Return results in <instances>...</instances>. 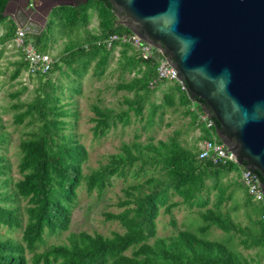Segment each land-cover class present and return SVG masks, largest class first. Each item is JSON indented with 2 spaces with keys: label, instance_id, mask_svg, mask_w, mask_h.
<instances>
[{
  "label": "trees",
  "instance_id": "trees-1",
  "mask_svg": "<svg viewBox=\"0 0 264 264\" xmlns=\"http://www.w3.org/2000/svg\"><path fill=\"white\" fill-rule=\"evenodd\" d=\"M8 1L0 0V27L8 19L4 15ZM91 10L97 13L98 30L90 31L82 44H67L48 73L30 76L36 81L32 99H21L28 86H22L11 94L13 98H18L12 104L14 122L27 123L34 128L19 144L21 158L18 166L22 177L14 183L12 190L0 192V229L3 226L23 228L20 240L0 238V264H262L264 221L261 214L264 208L253 205L252 198L240 181L239 185L244 188L246 223L237 221L229 211L222 209L223 204L233 196L229 192L230 183H223V178L234 171L240 177V166L233 162L213 163L208 159H199L198 150L183 144L178 132L166 139L151 138L147 142L140 141L141 135L136 134L134 140L123 142L118 152L109 154L106 163L85 172L89 150L74 133L67 132L71 123L68 118L77 119L79 113L72 111V101L63 100L59 92L61 86L53 80L52 74L64 71L66 66L76 74L78 79L74 81H77L84 77L95 61L94 73L102 76L118 47V66L124 72L136 71L133 78L123 79L115 86L118 91L133 93L132 97H125L127 108L118 111L99 103L93 104L91 121L96 138L105 136L119 123L124 126L130 124L132 112L137 120H142L150 96L164 83L149 87V81L156 75V66L162 56L160 53L155 51L153 57L145 59L129 42L117 40L110 47L103 42L113 34L132 33L118 22L117 11L109 0H87L73 6H56L49 14L45 30L29 33L32 38L28 36L27 40L39 50L48 52L57 25L66 29L78 24L88 26ZM15 27L14 21L5 26L6 30L0 36L2 46L12 39ZM2 55L1 48L0 58ZM12 63L15 68L11 78L18 79L26 70L27 63L22 57ZM80 90V85L74 89L76 92ZM167 90L163 104H151L149 124H153L163 105L175 104L177 94L180 104L186 106L197 119L198 113L203 111L201 98H192L177 82ZM214 121V126L206 127L210 133L208 139L221 141L216 135L215 118ZM3 126L0 116V129ZM4 138L5 133L0 132V142ZM5 160L4 156H0L2 175L10 169ZM136 164L139 169L133 173L134 176H139L148 168H152L155 174L123 189L124 196L118 201V206L123 208L121 211L103 213L106 220L119 221L124 231L115 230L111 235H104L82 230L71 233L66 243H54L38 250L47 234L70 229L78 189L82 185L89 193L96 190L102 193L112 185L113 177L127 176ZM9 183L6 179L4 184ZM214 191L215 201L212 203L211 194ZM176 196L180 199H175ZM22 200H26L23 209L20 206ZM181 204L198 207L196 213L203 224L197 232L178 227L173 210ZM162 210L171 216V225L177 229L167 236L158 234V218ZM213 226L229 233L228 243L200 235ZM235 236H238L236 245L256 250L255 255L246 256L237 249L233 244ZM28 252L32 255L28 256Z\"/></svg>",
  "mask_w": 264,
  "mask_h": 264
},
{
  "label": "water",
  "instance_id": "water-1",
  "mask_svg": "<svg viewBox=\"0 0 264 264\" xmlns=\"http://www.w3.org/2000/svg\"><path fill=\"white\" fill-rule=\"evenodd\" d=\"M109 1L118 22L159 49L187 93L203 100L216 135L258 175L264 194V0ZM43 2L44 25L54 7L78 4ZM18 8L9 0L4 15L15 18Z\"/></svg>",
  "mask_w": 264,
  "mask_h": 264
},
{
  "label": "rangeland",
  "instance_id": "rangeland-1",
  "mask_svg": "<svg viewBox=\"0 0 264 264\" xmlns=\"http://www.w3.org/2000/svg\"><path fill=\"white\" fill-rule=\"evenodd\" d=\"M90 16L91 21L88 26L78 24L75 27L67 29L58 25L55 27L52 40L50 41V48L48 50L53 58H57L67 44H82L85 42L90 33L89 29L92 31L98 29L99 20L96 11L91 10ZM6 17L8 19L1 25V28L10 23V16ZM36 28L35 31L39 32L40 30H45L46 26H44L43 29L42 27ZM28 36L32 38L31 34L27 35V39ZM2 50L3 55L0 58V116L2 117L4 126L0 129V132L5 133V138L0 142V156L6 158L5 161L9 164L10 169L6 174H0V192L12 190L14 183L22 177L18 166L21 158L19 144L21 139L27 137L34 128V126L27 125V123L17 124L14 122L15 110L12 108V104L17 102L18 98H13L11 94L15 93V91L22 86H28L27 91L21 96L22 100L27 101L33 98V90L36 86V81L30 79V77H27L26 80H24L25 76L23 74L18 79L11 78V74L15 68L12 62L19 59V52L15 48L7 47V45H4ZM115 51H118V49ZM115 51L102 76L94 73L95 61L92 62L84 77L77 81H74V79L77 78L76 74L66 66H64V71H57L52 74L53 80L62 88L59 89V92L62 93L64 97L63 100L72 101V104L70 105L72 111H78L79 113L77 119L74 117L68 118L71 123L67 132L74 133L89 150V160L84 168L86 173L106 163L109 154L118 152L121 144L123 142L134 140L136 134L141 135L139 138L140 141L147 142L151 138H154L155 140L166 139L174 134L175 130H180L181 136H183L184 131L187 128L182 119H179L175 115L173 109L166 105H163V107L158 110L153 124H149L148 112L151 109V104H163L164 96L168 91L161 86L157 88L146 103L145 116L142 120H137L132 112V122L127 126L119 123L117 126L112 127L105 136L98 138L94 137L92 131L94 123L91 121V117L94 116V111L92 109L93 104L99 103L103 106H112L120 111L128 107L124 100L126 97L125 95H129L130 97L133 96V93L131 92L118 91L115 88L118 82L128 78V73L122 71L118 66V55ZM78 85L81 86L80 92L74 91L75 88H78ZM138 169L139 165L136 164L131 168L127 176L113 177L112 185L102 193H99L97 190L93 193H89L86 186L82 185L78 189L79 196L73 208L70 229L58 234H47L45 242L40 245L38 250H43L54 243H66L69 241L71 233L82 230L91 233L100 232L104 235H111L115 230L124 231L125 228L119 221L106 220L103 213L107 211H121L123 208L118 206V201L124 196L123 189L130 184L143 181L147 177L155 174V171L152 168H148L146 171L141 172L139 176H134L133 173ZM6 179H9L10 183L8 185L4 184ZM223 183H230L229 192L231 191L233 196L232 199L227 200L223 204L222 209L224 211H229L237 221L245 224L246 218L243 207L244 188L239 185L241 182L238 172L234 171L226 175L223 178ZM211 198L213 203V201H215V191L212 192ZM175 199H180V197L176 196ZM253 202L255 207H259V209L263 207L260 202ZM25 205L26 200L20 201L22 209ZM196 209H198L197 206L191 208L186 204H181L174 208L173 212L178 221L179 228H186L194 232L198 231V228L203 224V221L197 215ZM170 220L171 216L165 214L162 210L158 218V234L160 236H167L177 231V229L171 225ZM22 230L23 228L9 229L7 226H3L0 229V238L12 237L20 240L22 237ZM200 235L207 239L220 240L228 243L229 233H226L215 226ZM237 240L238 236H235L233 244H235L234 246L237 249L241 250L246 256L255 255L256 250H248L240 245H236ZM31 255L32 254L28 252V256Z\"/></svg>",
  "mask_w": 264,
  "mask_h": 264
},
{
  "label": "built area",
  "instance_id": "built-area-1",
  "mask_svg": "<svg viewBox=\"0 0 264 264\" xmlns=\"http://www.w3.org/2000/svg\"><path fill=\"white\" fill-rule=\"evenodd\" d=\"M3 33V29L0 27V36H2ZM28 33L24 24L16 23L14 36L5 44L9 48H15L19 52V58L22 57L27 63V68L22 73L25 76L24 80L30 76L48 73L55 62V58H53L50 52L39 50L31 41L27 40ZM117 40L131 43L137 49L139 56L145 59L153 57L155 51L162 55L156 66V75L149 81V87L154 88L161 82L170 81L178 82L182 89L187 90L183 81L176 76L177 71L169 63L166 56L151 43L144 41L134 32L124 33L122 35L113 34L104 39L103 42L110 47L113 42ZM97 43L100 44L101 42L97 41ZM2 47L3 46L0 44V49ZM197 119L199 123L204 124L207 128L215 125L214 120L204 111L198 113ZM198 158L208 159L213 163L233 162L238 164L241 168L240 181L246 188L247 193L253 201L260 202L264 208V194L258 175L247 169L244 164H240L237 156H235L233 151L230 150L224 142L216 139L203 140L199 146ZM261 218L264 221V210L261 214ZM262 264H264V259Z\"/></svg>",
  "mask_w": 264,
  "mask_h": 264
},
{
  "label": "crops",
  "instance_id": "crops-1",
  "mask_svg": "<svg viewBox=\"0 0 264 264\" xmlns=\"http://www.w3.org/2000/svg\"><path fill=\"white\" fill-rule=\"evenodd\" d=\"M9 20L14 21L15 23H21V24L25 25L24 22L17 20L16 16H15V18L10 17ZM26 28L28 29L27 26H26ZM2 29H3V32L6 30L5 27H3ZM89 30L92 31L91 29H89ZM96 30H98V29H96ZM92 32H95V30ZM117 49H118V51H115V52L118 55V59H119L120 48L118 47ZM126 72L128 73V78H126L127 80L133 78L136 75V71H133V72L126 71ZM173 83L174 82L164 81V83H162L159 87L163 86L165 89H168V87ZM125 96H129V95H125ZM124 100H125V98H124ZM179 100H180L179 95L177 94L175 104L173 106H169V107L173 109L175 115L179 119H182V121L185 123L187 128L185 129L183 136H181L180 130H175L174 133L178 132L180 134V139L182 140L183 144H185L186 146H188L190 148H193V149L195 148V149L199 150L200 143L203 140L208 139V136H210V133L207 132V128L204 124L199 123L198 119H195L193 113L188 112V108L186 106H183L180 104ZM109 107H112V106H109ZM112 108H114V107H112ZM190 109L192 110L193 107H191Z\"/></svg>",
  "mask_w": 264,
  "mask_h": 264
},
{
  "label": "flooded vegetation",
  "instance_id": "flooded-vegetation-1",
  "mask_svg": "<svg viewBox=\"0 0 264 264\" xmlns=\"http://www.w3.org/2000/svg\"><path fill=\"white\" fill-rule=\"evenodd\" d=\"M80 2H84V0H77V3ZM18 4L19 8L15 14L16 19L24 22L25 25H29L28 29L35 31V29H37L36 27L47 25V21L45 25L44 22L47 15L48 6L43 2V0H18Z\"/></svg>",
  "mask_w": 264,
  "mask_h": 264
}]
</instances>
